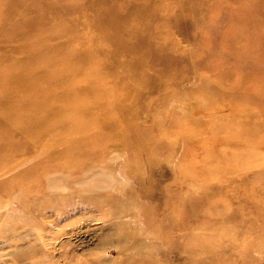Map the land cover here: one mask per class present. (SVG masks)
I'll return each mask as SVG.
<instances>
[{
    "label": "rangeland",
    "instance_id": "1",
    "mask_svg": "<svg viewBox=\"0 0 264 264\" xmlns=\"http://www.w3.org/2000/svg\"><path fill=\"white\" fill-rule=\"evenodd\" d=\"M162 1L163 8L148 30V66L152 79H168L174 87V90L169 88L168 95L176 91L189 92L199 86L197 99H202L212 87L218 93V96H211L215 103L212 109L198 108L191 120L179 122L188 130H195L192 148L186 145L177 128L166 127L165 134H156V139L164 143L165 155L177 149L179 154L184 152L189 159L196 157L203 164V153L207 150L203 149L204 144H209L211 153L221 150L215 148L217 137L216 132H212L220 122L230 128L229 133L223 131V165H232L233 161L228 159L240 151L248 152V156L254 148L264 153V0ZM86 2L26 0L20 10L9 12L6 8L13 4L12 0H0V22L8 18L16 23L26 5L37 4L36 11L26 12L27 21L21 23L26 25L36 18L47 22L45 27L39 25L41 31L36 29L38 38L60 37L55 39L51 46L54 47L66 41L63 36L67 32L63 28L67 25L64 24L71 22L68 27H72L70 33L82 41L79 46L85 50L94 49L87 37L91 32L77 29L74 21L78 17L70 12ZM49 7L58 11L45 16L44 8ZM15 23L2 30L8 32L13 27H20ZM2 30L0 38L4 34ZM18 44L2 42L7 51ZM32 46L28 43L24 46L25 52L2 55L4 59L21 58L31 52ZM92 59L98 61L100 57L93 56ZM194 65L199 71L192 69ZM41 67L40 64L37 69ZM159 94L164 92L151 94L150 98H158ZM85 104L82 99L70 101L67 107L72 108V117L83 120L79 109ZM149 105V109L155 107L150 100H143L145 108ZM211 116L220 119L207 126ZM159 121L166 125L170 118L163 116ZM250 121L254 129L248 127ZM204 129L210 131L203 133ZM199 139L204 144L195 141ZM120 155L119 150L112 148L102 160L88 161L77 173L39 168L25 177L23 173L30 166L17 174L5 175L0 169V201L8 202L0 210V234L13 229L9 224L15 219L17 225L27 226V230L15 232L22 233L24 240L15 241L19 248L12 246L8 252L35 249L31 254L17 255L19 260L22 259L18 264H264V178H261L264 165L256 168L253 161L248 162L250 159L240 155V160H246L248 166L237 167L223 180L210 178L200 181L199 185H191L188 175L175 177L163 158L153 167L151 176L156 185L154 193L160 196L149 199L134 196L131 199L124 196V192L128 190L127 181L132 183L134 179H126L124 170L119 169ZM261 162H264L262 154L256 159V163ZM119 184L123 186L117 204L128 202L132 210L129 215L112 217L104 209L114 210V206L105 208L103 203L107 201L106 195L120 187ZM206 191H210L209 196L201 195ZM165 192L170 195L164 196ZM174 193L177 196H173ZM55 202L60 210L64 208L61 220L57 219L54 209L45 211L46 217L42 220L35 218L37 212L43 211L44 204ZM172 203L192 212L174 216ZM198 203L199 208H195ZM142 204L154 210L151 219L147 218ZM216 208L223 213H218ZM176 217L182 224V231L171 246L163 241V236L175 234ZM141 221L149 225L148 229L166 223L160 229V235L152 236L140 229ZM26 231L33 236L34 232L42 234L38 239L46 242V250L42 251L41 244L30 240L33 236H26Z\"/></svg>",
    "mask_w": 264,
    "mask_h": 264
},
{
    "label": "bare ground",
    "instance_id": "2",
    "mask_svg": "<svg viewBox=\"0 0 264 264\" xmlns=\"http://www.w3.org/2000/svg\"><path fill=\"white\" fill-rule=\"evenodd\" d=\"M25 2L26 0H12L13 4L6 9L15 12L17 9L20 10ZM36 5H26V10L16 23L8 18L0 22L1 30H5L9 24L15 23L16 26H20L13 27L8 32L2 30L4 34L0 38V169L5 175L17 174L27 166L30 167L23 173L25 177L39 168L46 171L62 170L77 173L88 161L102 160L105 153L115 148L121 153L119 158L122 163L118 164L119 169L124 170L126 179H134L132 183L127 181L128 190L124 192V196H130L129 198L142 196L149 199L160 196L154 193L156 185L151 176L153 167L163 158L175 177L188 175L191 185H199L200 181L205 182L210 178L223 180V177L231 175L237 167L248 166L249 161H253L256 168L264 165V162L256 163L259 155L264 153L255 148L249 156L246 151L235 153L234 157L230 156L228 159L233 161V164L223 165V131L229 133L230 128L223 126L222 122L212 131L216 132L217 138L214 143L217 145L216 149H221L220 152L211 153L209 144H204L201 139L195 140L204 144L203 149L207 148L203 153V164H200L201 161L196 157L189 159L186 153L179 154L177 149H172L165 155L167 150L164 143L156 139V134H165L166 127L177 128L186 145L192 148L195 143L193 141L195 130H188L185 126L179 125V122L191 120L198 108L212 109L215 103L211 101V96H218V93L216 88L212 87L202 99H197L201 89L199 86L189 92L176 91L177 93L168 95L166 92L169 88L174 90L169 80L152 79L148 66L150 38L148 30L153 26L151 23L157 20L164 1L87 0L79 8L70 11L78 17L74 21L77 29L91 32L87 37L90 38L88 42L94 49L86 50L79 46L82 42L80 38L70 33L72 27L68 26L71 22L64 24L67 25V28H63L67 32V35L63 36L66 41L54 47L51 46L55 44V39L60 37L41 39L36 36L38 33L36 29L41 31L39 25L44 24L45 27L47 22L36 18L22 25L21 22L27 21L26 12L30 14L29 11H36ZM181 8L185 10L184 5ZM55 11L58 10L44 8L45 16H50ZM7 41L19 44L7 51L2 45V42ZM28 43L33 45L30 47L31 52L23 54L21 58L4 59L6 53L25 52L24 46ZM93 56L100 59L95 61L92 59ZM40 64L42 67L37 69ZM192 69L199 71L196 65ZM156 92L164 94H159L158 98H150V95L155 96ZM76 99L86 102L85 106L79 109L84 116L83 120L72 117L73 110L67 107L70 101ZM143 100H150L155 107L149 109V105L145 108ZM163 116L170 118L166 125L159 123ZM213 116L206 122L207 126L220 119ZM251 125L252 122L248 126L250 129ZM254 128L253 126L252 129ZM207 131L210 130L204 129L203 133ZM240 155L250 160L241 161ZM261 174V178H264V174ZM123 184H119L120 187L106 195L107 201L103 206L115 208L109 211L103 208L109 216H126L132 210L128 202L117 204V196H121ZM209 194L210 191H206L201 195ZM169 195L168 192L164 194ZM173 196L177 194L174 193ZM7 205L8 202L0 201V210ZM38 206L39 204L36 205ZM196 207L199 208V203L195 205ZM41 208L44 212H37L35 214L37 216H34L40 220L46 217L45 211L49 209H54L58 220H61L64 213L61 212L64 208L60 210L56 202L44 204ZM141 208L148 219L154 214V210H149L146 204H142ZM172 208L174 216L192 212L190 209H181V206L174 203ZM216 211L223 213L218 208ZM177 218L174 223L177 231L171 235L173 238L163 236V241L171 246L175 245L182 231V224ZM27 219L24 220L28 222ZM16 223V220L12 219L9 225H12L13 229L9 232L7 230L6 234H0L2 236L0 264H18L22 259L19 260L17 255L35 252L34 248L31 251L23 249L8 252L12 246L19 248L15 241L24 240L22 233L15 232L27 230V226ZM165 223L159 225L158 229H148L146 227L149 225L141 221L140 229L157 236L160 235V229ZM34 233L33 236L31 232L26 231V236H33L30 240L41 244L42 251L46 250V242L38 239L42 234Z\"/></svg>",
    "mask_w": 264,
    "mask_h": 264
}]
</instances>
